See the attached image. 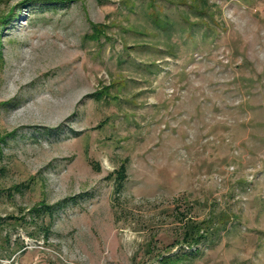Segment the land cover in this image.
I'll use <instances>...</instances> for the list:
<instances>
[{"label": "rangeland", "instance_id": "rangeland-1", "mask_svg": "<svg viewBox=\"0 0 264 264\" xmlns=\"http://www.w3.org/2000/svg\"><path fill=\"white\" fill-rule=\"evenodd\" d=\"M23 1L0 0V264H264V0Z\"/></svg>", "mask_w": 264, "mask_h": 264}, {"label": "trees", "instance_id": "trees-1", "mask_svg": "<svg viewBox=\"0 0 264 264\" xmlns=\"http://www.w3.org/2000/svg\"><path fill=\"white\" fill-rule=\"evenodd\" d=\"M66 2H67L66 0H64V1H62V0H24L20 4V6L29 7V6H33V5H40L43 8L51 9V8H55V7L60 6V4H65ZM2 22L4 23L5 21L0 20V26H1V24L6 25V24H3ZM0 33H1V31H0ZM99 33L101 34V32L98 30H96V32H94V34L97 37V38L95 37L96 39H99V37H100ZM0 39H1V36H0ZM1 60H2V50H1V42H0V61ZM47 210H49V209H47ZM192 234L198 235L196 237L194 244H199L202 241H205L207 236H209L211 233L208 229L196 228V230L193 231ZM7 242H9V239H7ZM187 244L189 246L188 242H187ZM190 259L191 258L186 254V255H183L182 257H177V258H173V257L164 258L163 260H161L160 264H181L183 261H187Z\"/></svg>", "mask_w": 264, "mask_h": 264}]
</instances>
